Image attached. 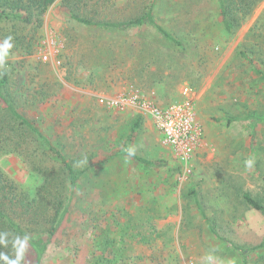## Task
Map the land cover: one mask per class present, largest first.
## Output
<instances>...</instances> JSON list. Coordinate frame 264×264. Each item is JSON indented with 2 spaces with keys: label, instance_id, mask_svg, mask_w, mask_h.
Masks as SVG:
<instances>
[{
  "label": "rangeland",
  "instance_id": "obj_1",
  "mask_svg": "<svg viewBox=\"0 0 264 264\" xmlns=\"http://www.w3.org/2000/svg\"><path fill=\"white\" fill-rule=\"evenodd\" d=\"M71 3L114 21L142 15L152 3L174 40L150 24L128 31L83 24L67 0L29 24L0 21V45L13 38L0 66L6 98L74 168L89 169L72 191L61 160L37 159L54 171L52 190L66 203L71 196L41 264H208V255L211 264H264V214L244 198L247 192L264 204V1L235 33L224 30L218 0ZM49 37L59 65L40 57ZM185 85L207 145L181 182V166L152 120L133 111L126 117L99 97L137 87L169 105L185 101ZM139 158L160 165L146 169ZM25 160L4 153L0 168L38 199L23 228L43 243L52 190Z\"/></svg>",
  "mask_w": 264,
  "mask_h": 264
},
{
  "label": "trees",
  "instance_id": "obj_2",
  "mask_svg": "<svg viewBox=\"0 0 264 264\" xmlns=\"http://www.w3.org/2000/svg\"><path fill=\"white\" fill-rule=\"evenodd\" d=\"M57 0H0V21H22L26 24L32 23L37 17L41 20L48 9ZM110 2V0H108ZM264 0H218L220 8V18L223 22L224 30L228 33H235L239 28L250 19L257 7ZM71 6L74 19L86 25H95L106 31L125 30L139 27L144 24L154 26L164 37L174 40L171 34L158 24L153 15V5L149 4L144 14L123 20H107L98 18L97 15L89 17L81 12V8L75 7L76 4L67 0ZM74 6V7H73ZM245 55L246 52L242 51ZM0 155L4 153H15L19 156H25L26 162L32 166V169L39 174L46 176L44 190H52V171L47 169L40 161L45 157L58 158L62 162V173L68 175L70 188H75L78 180L87 173V169L74 168L65 158V156L53 145L51 140L44 132L33 122L27 120L6 98L3 89L7 84L8 76L6 72L0 73ZM138 124L135 125V128ZM127 154V150L121 151ZM147 167L159 166L160 162L147 161L139 158ZM49 186V187H48ZM49 210H51L50 228L46 229L48 239L43 243L34 241L29 237V232L23 228V218L29 212H37L39 201L37 198L28 199L25 193L16 181L10 179L0 168V253L8 256L9 260L16 259V249L14 244L19 238L24 240L28 237L27 246L24 250L21 264H41L43 254L47 249L51 237L56 233L61 222L65 218L71 196L65 202L60 192L52 190L47 196ZM247 203L253 208L264 214V204L251 196L250 193H244ZM38 203V204H37ZM261 246V245H260ZM259 247V246H258ZM256 248V247H255ZM251 249V248H250ZM249 249V250H250ZM0 264L4 261L0 260Z\"/></svg>",
  "mask_w": 264,
  "mask_h": 264
},
{
  "label": "built area",
  "instance_id": "obj_3",
  "mask_svg": "<svg viewBox=\"0 0 264 264\" xmlns=\"http://www.w3.org/2000/svg\"><path fill=\"white\" fill-rule=\"evenodd\" d=\"M45 49L40 51L44 61L61 64L57 58L58 45L55 37L45 40ZM185 101L162 105L149 93L133 87L117 95H102L99 103L120 113L137 112L152 120L161 133V143L168 148L181 166L180 181L193 174L196 155L207 145L205 128L192 104L193 95L188 85L182 88ZM189 264H195L189 261Z\"/></svg>",
  "mask_w": 264,
  "mask_h": 264
},
{
  "label": "clouds",
  "instance_id": "obj_4",
  "mask_svg": "<svg viewBox=\"0 0 264 264\" xmlns=\"http://www.w3.org/2000/svg\"><path fill=\"white\" fill-rule=\"evenodd\" d=\"M12 37L8 36L4 39L3 44L0 45V66H3L5 63L4 58L8 55V50L12 48ZM134 152L132 150H129V156L133 155ZM253 165V161L251 159L246 161V167L251 168ZM28 237L25 236L24 240L21 241L19 238H17L14 247L16 249V259L15 260H9L8 256L0 253V260L4 261V264H21V261L23 259L24 250L27 246ZM0 243H3V241H0ZM214 257L211 255H208L206 257V260L208 264H211Z\"/></svg>",
  "mask_w": 264,
  "mask_h": 264
},
{
  "label": "crops",
  "instance_id": "obj_5",
  "mask_svg": "<svg viewBox=\"0 0 264 264\" xmlns=\"http://www.w3.org/2000/svg\"><path fill=\"white\" fill-rule=\"evenodd\" d=\"M129 114H130V113H128V112H127V113H125V114H124V116H126V117H127ZM171 154H172V153H171ZM143 166H144V168H146V169H150V168H149V167H147L145 164H143Z\"/></svg>",
  "mask_w": 264,
  "mask_h": 264
}]
</instances>
